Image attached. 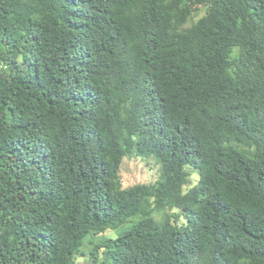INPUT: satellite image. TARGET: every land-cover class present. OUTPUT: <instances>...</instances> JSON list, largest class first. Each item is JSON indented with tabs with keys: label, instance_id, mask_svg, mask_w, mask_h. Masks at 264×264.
Listing matches in <instances>:
<instances>
[{
	"label": "trees",
	"instance_id": "1",
	"mask_svg": "<svg viewBox=\"0 0 264 264\" xmlns=\"http://www.w3.org/2000/svg\"><path fill=\"white\" fill-rule=\"evenodd\" d=\"M79 256L264 264V0H0V264Z\"/></svg>",
	"mask_w": 264,
	"mask_h": 264
},
{
	"label": "rangeland",
	"instance_id": "2",
	"mask_svg": "<svg viewBox=\"0 0 264 264\" xmlns=\"http://www.w3.org/2000/svg\"><path fill=\"white\" fill-rule=\"evenodd\" d=\"M203 12V11H202ZM201 12V13H202ZM198 16L195 17V19ZM191 172V171H190ZM158 165L153 159L145 158H124L119 169V179L123 187L131 186L136 183H150L157 178ZM191 184H195L198 174L191 172ZM76 264H91L86 257H77Z\"/></svg>",
	"mask_w": 264,
	"mask_h": 264
},
{
	"label": "clouds",
	"instance_id": "3",
	"mask_svg": "<svg viewBox=\"0 0 264 264\" xmlns=\"http://www.w3.org/2000/svg\"><path fill=\"white\" fill-rule=\"evenodd\" d=\"M127 158V157H126ZM124 160V159H123ZM122 164V163H121ZM120 167H121V165H120ZM120 169V168H119ZM119 172V171H118Z\"/></svg>",
	"mask_w": 264,
	"mask_h": 264
}]
</instances>
